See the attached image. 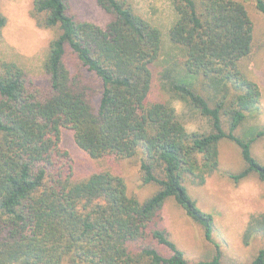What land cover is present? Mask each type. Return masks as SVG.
<instances>
[{
	"label": "trees",
	"instance_id": "1",
	"mask_svg": "<svg viewBox=\"0 0 264 264\" xmlns=\"http://www.w3.org/2000/svg\"><path fill=\"white\" fill-rule=\"evenodd\" d=\"M69 1L32 0L36 24L52 32L40 86L0 59V264H264V210L242 233L243 244L258 239L260 247L247 260L225 262L211 237L212 215L187 189L219 171L222 141L237 145L242 159L222 176L264 185L255 138L239 133L260 99L241 68L253 49L248 6L264 13V0H171L177 18L169 38L183 70L199 79L171 89L206 118L207 131L187 130L169 102L153 97L160 32L130 1L95 0L104 27L77 20ZM5 24L0 11V32ZM62 128L106 167L75 175ZM123 159L153 187L143 199L115 173ZM169 198L212 242L209 258L190 262L171 240L162 218Z\"/></svg>",
	"mask_w": 264,
	"mask_h": 264
},
{
	"label": "rangeland",
	"instance_id": "2",
	"mask_svg": "<svg viewBox=\"0 0 264 264\" xmlns=\"http://www.w3.org/2000/svg\"><path fill=\"white\" fill-rule=\"evenodd\" d=\"M138 13L160 32V54L155 65L152 95L169 102L178 118L189 131H207L206 118L193 106L178 99L171 89L173 83L198 85L197 75L183 70L180 64L181 49L169 38V29L177 14L171 0H128ZM70 11L79 21L104 27L107 15L95 0H70ZM32 0H0V11L6 17V24L0 32V59L15 63L40 86L44 81L43 63L47 44L52 36L49 29L39 27L31 15ZM253 22V49L242 61L241 68L247 77L255 81L260 89L256 107L246 115L239 128L247 137H254L252 155L264 163V13L252 4L248 6ZM260 132V133H259ZM61 146L73 161L75 175L87 176L105 168L100 159L91 158L74 142L72 131L61 129ZM242 165L240 150L229 141L219 144V171L212 172L202 185H188V192L197 206L212 215V240L216 242L225 262H239L249 259L260 247L258 239L248 245L242 242V233L250 215L264 210V185L256 177L234 184L222 176L225 170L238 169ZM115 173L122 175L129 193L143 199L153 187L138 180L137 164L123 159ZM163 223L171 240L181 249L188 261L205 260L212 242L203 236L202 229L194 223L172 198L165 201L162 210Z\"/></svg>",
	"mask_w": 264,
	"mask_h": 264
},
{
	"label": "crops",
	"instance_id": "3",
	"mask_svg": "<svg viewBox=\"0 0 264 264\" xmlns=\"http://www.w3.org/2000/svg\"><path fill=\"white\" fill-rule=\"evenodd\" d=\"M135 8V7H134ZM135 10H136V8H135ZM136 12L138 13V11L136 10ZM138 14H140V13H138ZM144 18V17H143ZM145 19V18H144Z\"/></svg>",
	"mask_w": 264,
	"mask_h": 264
}]
</instances>
